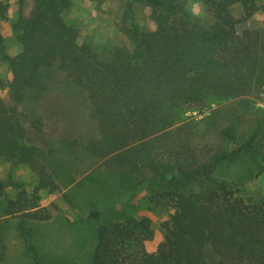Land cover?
Masks as SVG:
<instances>
[{
	"label": "trees",
	"instance_id": "1",
	"mask_svg": "<svg viewBox=\"0 0 264 264\" xmlns=\"http://www.w3.org/2000/svg\"><path fill=\"white\" fill-rule=\"evenodd\" d=\"M257 1L200 0L202 17L192 14L190 0H120L119 30L132 47H116L101 59L65 17L71 0H34L30 14L14 24L20 53L6 55L0 37L16 101L8 106L0 99V164L27 167L36 181L31 191L13 178L0 182V196L7 186L18 189L6 214L51 219L39 203L41 191L60 189L45 163L56 149L28 146L25 135L29 122L40 137L47 135L43 71L55 66L92 102L99 136L82 147L125 183L130 198L124 211L137 194L149 191L150 202L168 215L156 249L149 252L146 244L154 231L148 219L109 221L90 210L86 219L96 228L88 264H264V198L242 181L214 178L218 164L230 155L225 142L261 155V123L245 140L235 123L223 127L218 149L193 144L181 134L197 125L184 114L203 115L213 104L255 95L264 87V29L239 30L260 10ZM138 4L150 10L154 30L136 25ZM236 6L243 9L241 18L234 16ZM4 11L0 4V17ZM18 229L32 264H39L30 231L21 222Z\"/></svg>",
	"mask_w": 264,
	"mask_h": 264
},
{
	"label": "rangeland",
	"instance_id": "2",
	"mask_svg": "<svg viewBox=\"0 0 264 264\" xmlns=\"http://www.w3.org/2000/svg\"><path fill=\"white\" fill-rule=\"evenodd\" d=\"M0 4L5 8L0 17L4 53L15 57L22 47L17 39L20 32L14 24L21 15L30 14L34 0H0ZM71 4L65 17L76 25L81 40L91 44L99 58L108 59L116 47H132L129 38L119 30L120 0H71ZM257 4L260 10L240 25L241 32L264 29V0H258ZM189 9L197 16L205 15L200 0H190ZM233 13L241 18L243 9L236 6ZM134 21L143 31L155 29L150 10L140 4L136 5ZM43 72L47 82L43 107L47 135L40 137L31 123H26L25 143L44 150L53 145L56 152L48 156L45 163L60 189L41 191L40 207L51 214V219L30 221L6 214V205L18 189L5 188L0 196V264H32L18 229L19 222L30 231L39 264H88L95 244L96 224L86 219V215L92 209L99 210L103 220L125 221L136 215L148 219L154 237L146 247L153 252L162 237L161 227L168 219L167 213L161 205L150 202L149 191L137 194L128 211H124L130 198L125 183L107 169L102 160L88 156L82 147L88 139L99 136L91 100L72 85L58 67L45 68ZM12 79L9 63L0 54V99L8 106L16 103L10 93ZM183 119L197 122V125L183 130L182 136L190 138L193 144H214L217 149L223 142L220 134L223 127L235 123L237 135L247 139L256 122L261 123V155L237 151L236 145L225 142L224 147L230 155L218 164L214 178L242 181L252 193L264 198V87L255 95L225 101L220 106L213 104L203 115L188 112ZM9 178L21 182L30 191L36 185L27 167L1 163L0 182Z\"/></svg>",
	"mask_w": 264,
	"mask_h": 264
}]
</instances>
